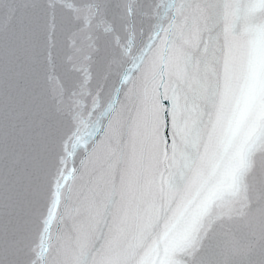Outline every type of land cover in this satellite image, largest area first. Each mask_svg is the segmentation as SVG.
<instances>
[{"label":"snow or ice","instance_id":"obj_1","mask_svg":"<svg viewBox=\"0 0 264 264\" xmlns=\"http://www.w3.org/2000/svg\"><path fill=\"white\" fill-rule=\"evenodd\" d=\"M0 264H264V0H0Z\"/></svg>","mask_w":264,"mask_h":264}]
</instances>
